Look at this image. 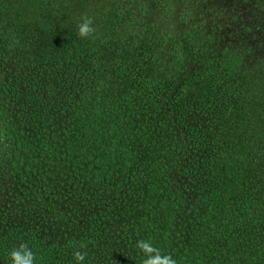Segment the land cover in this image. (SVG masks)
<instances>
[{
    "label": "trees",
    "instance_id": "trees-1",
    "mask_svg": "<svg viewBox=\"0 0 264 264\" xmlns=\"http://www.w3.org/2000/svg\"><path fill=\"white\" fill-rule=\"evenodd\" d=\"M173 2L0 0V264H264V50Z\"/></svg>",
    "mask_w": 264,
    "mask_h": 264
},
{
    "label": "rangeland",
    "instance_id": "rangeland-1",
    "mask_svg": "<svg viewBox=\"0 0 264 264\" xmlns=\"http://www.w3.org/2000/svg\"><path fill=\"white\" fill-rule=\"evenodd\" d=\"M162 2L158 12L162 14L171 13V5L174 0H157ZM181 5V11L178 10L175 18L186 17V20H192L195 24L201 20H207L220 30V33L231 34L235 47L238 39L245 37V43L250 49L259 51L264 50V0H178ZM165 7V9H163ZM180 7V6H179ZM185 10V11H182ZM166 11V12H165ZM179 18V19H180ZM208 24V26H210ZM204 26V25H203ZM204 28L210 29L207 26ZM160 208L167 210L169 197L162 195ZM146 203L141 204V213L145 209ZM167 205V206H166ZM158 206V205H157ZM140 216V215H139ZM153 244L159 245L160 242L150 240Z\"/></svg>",
    "mask_w": 264,
    "mask_h": 264
},
{
    "label": "clouds",
    "instance_id": "clouds-1",
    "mask_svg": "<svg viewBox=\"0 0 264 264\" xmlns=\"http://www.w3.org/2000/svg\"><path fill=\"white\" fill-rule=\"evenodd\" d=\"M94 28L90 17H82L78 24V33L81 37H88ZM135 247L143 253L144 259L142 264H177V261L168 254H162L161 249H157L150 240H139ZM11 264H34L35 254L26 244H21L19 248L11 252ZM87 253L76 251L74 260L76 264H84Z\"/></svg>",
    "mask_w": 264,
    "mask_h": 264
}]
</instances>
